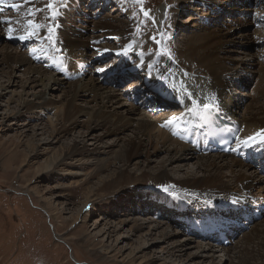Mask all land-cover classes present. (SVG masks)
<instances>
[{"label": "rangeland", "instance_id": "rangeland-1", "mask_svg": "<svg viewBox=\"0 0 264 264\" xmlns=\"http://www.w3.org/2000/svg\"><path fill=\"white\" fill-rule=\"evenodd\" d=\"M14 1L19 6L23 4L21 8L24 10L23 12L27 19L39 23L40 27L35 31L36 34L31 37L41 42H44L43 37L47 36L50 32V27L53 22V15L51 16V14L53 11H58L60 8L64 7V5H61L63 1H65V7L71 16L83 17L81 15L78 16L75 12L71 13L72 10H70L72 4L78 5L82 0H37L34 4L27 3V0ZM119 1L121 7L117 8V10H115V7L114 10H112L111 6L107 5V8L98 11L100 14L97 18L96 15H93L95 13H93L92 10L79 8L80 10L78 13L87 12L89 14V16H86L88 17L87 21L89 25L82 24L81 22L73 25H75V27L77 26V29L82 28L80 32L86 33L87 37L93 38L91 42L92 47L85 53L86 57L84 58V62L92 66L95 65L91 69V74H86L82 77V84L87 83L90 78H102L105 71L108 72L111 71L112 67L113 69H117L118 67L117 64H114L110 68L98 72L99 69L107 66V64H97L100 62L99 59L95 60L97 51L107 48L110 51L114 50L117 52L113 54L116 56L119 52L123 51L126 46V41L123 40L117 32L110 33L111 35H107L105 38L96 39L102 33H91L92 24H94L93 22L105 21L118 27L120 23L129 26L132 32L129 35V40L139 46L140 48H138V50L142 52H137L133 44V52L136 53V55L138 53L140 55H147L150 52L160 53L161 51L169 55L170 52L167 47L161 48V44L165 42V38H163L164 34H169L168 43L172 47L180 48L183 45V38L186 39V37L196 34L212 32L220 28L218 25H221L222 31L227 33L225 40H228V43L237 44L239 42L237 37L241 34H249L257 41L253 44L235 45L234 47L241 48V50H236L244 54V57H240L242 63H237L238 60L236 57L232 56V58L236 59L231 61L233 62L232 65H228L230 63L222 64L223 75H228L232 79L234 76L232 73L236 72L239 67H243L245 62H252L255 58L259 60L258 66L264 69L263 17H261L262 20L255 17L259 21L253 20L255 23L251 27L249 26L241 29L236 27L237 25H234L233 21L235 20L233 19L238 15L237 10L240 8L233 6L235 8L230 7L233 12H228L230 9H228L226 5L230 3V0H226L221 4L223 10H220L221 13L219 14V18L218 16L217 18L215 17L214 10L216 7L214 5L212 6V15L207 19L211 20L212 23L210 25H212V27L209 26L210 28H208L204 26L207 30H202L200 32L198 29L189 28L190 26L200 25L201 23L198 21V17L202 18L207 14V12L206 14L201 13L200 3H193L191 6L187 5L186 2L183 3L181 9L183 12L176 18V21H178L180 25L174 30L173 27L168 29L170 18L173 17L171 13L173 11L172 6L174 0ZM261 1L262 4L260 8L257 9L259 13L260 11L264 12V0H260L259 2ZM49 4L52 5L51 8L48 7ZM208 8L209 7H207V9ZM0 9H2L0 15L5 18L15 19L21 16V13L13 10V8L3 6L0 7ZM157 9H160L161 12L157 20H155L153 14ZM194 9H197V11H194ZM243 9L241 10L243 11ZM145 11L149 12L150 15L146 17L144 15ZM225 14L227 15L223 16ZM228 17L233 21L227 19ZM158 18H162V21L159 22ZM226 20H228V22H226ZM9 21L13 31L9 32L8 28L6 30L10 35H16L17 31L23 33L20 30L21 26L19 24L12 20ZM1 30L2 29H0V31ZM1 33L2 32H0V34ZM28 33L29 32L25 33L24 37H27L26 39L0 41L1 82L7 79V74L5 73L8 72L10 68L17 71L15 73L16 77H18L15 80L17 85L18 83L21 84L22 81L25 82L27 79L35 77L29 70V68L34 69L31 66L41 68V72L45 74L46 78L56 75L52 70L45 67L46 70L39 65L29 63V61L26 62V65L23 67L11 63L9 66L10 68L2 63L5 52L2 51L1 48H5L8 53H18L21 57H30L40 54L32 53L27 55V52H31L30 45L24 46L21 43L28 40ZM153 37L155 39H152ZM234 47H224L227 50L221 54L220 60L224 61V59L228 57L227 53H232L231 51ZM40 49L41 47L37 48V51H42V57H47V55H49L43 48ZM136 55H132V60L139 59L141 63V56ZM69 57L73 58L71 55ZM106 59H108L107 62L108 65H110L109 63H111V61H109V58ZM69 60V62L72 63L71 59ZM225 61L230 62L229 59ZM138 65L136 64V66ZM244 70L242 76L249 74V69L244 68ZM103 72L104 74L100 75ZM247 76L252 78L250 74ZM65 83L67 85L69 84L67 82ZM127 83L124 88L119 90L111 85L107 88L113 90L119 96L123 95L125 106L119 108L114 105V108L121 112H125L126 108H128L127 106L130 104L124 97V95L127 96L128 93H123V91L131 88L132 82L128 81ZM48 84L50 85V83ZM240 84L246 86L247 83L241 79ZM254 84L253 88L255 93L258 94L259 100H262L264 103V89L262 90L261 88L259 76L255 79ZM258 84L259 88L256 87ZM17 85L9 88V91L14 92L15 95L9 92L4 98L0 99V264H231L225 256L223 248L238 246L241 244L243 239L242 236L250 234L252 228L259 227L264 223L263 217L261 220L255 222L247 232L240 234L237 239L230 245H227V247L211 246L214 256L212 259L196 258L198 251L195 246H204L206 242H200L186 235L183 231L178 229V223L176 221L178 217L184 216L185 214H192L194 212V208L191 210L193 204H189L187 208L190 209L183 214L175 212V210L165 205L164 200H160V197L164 199L166 196L160 195L157 191L156 181L153 180L152 177L149 176L147 179L143 178L139 182L135 181V178H138L143 171H148V174H155L158 167L166 168L167 175L171 181H183L186 175L196 172V168L193 166L194 162H173L169 165V163L166 162V152L160 149L157 152H152L149 157L139 156L137 159L131 160L127 164V172L129 175L124 176V183L111 186V188H106L104 190H98L100 180L105 178L108 175L107 173L115 172L120 165L110 163L101 174L89 177L93 168L92 162H94L95 156L100 158L108 157L109 150L111 151V156L115 155L118 150L120 151L122 142L121 140L116 141L114 137H104L102 139L103 143H97L98 147L105 145L110 149H106V151H93L92 149L95 142L88 137L89 139L85 140V148L87 150H85L84 154H81V156L76 159L73 158L71 161H63L62 165L57 166L53 170L44 169L43 167L46 162L50 160L54 162L60 160V151L64 150L67 144H71L73 140H80L81 136L89 134H87L85 127L80 126V123L84 121L88 122V114L94 104L91 103L90 98L87 96L75 101L77 105L83 108V114L78 119L80 123L67 136L62 137L60 139L61 141H53L48 148L46 146V148L43 149L40 147V144H42L45 139L48 140V137L46 135L40 136L42 133L40 129H44L47 126V120L55 121L56 113L59 111L60 105L64 103L62 93L67 91L66 89L68 87L64 85L61 90L56 88L53 94L50 93L48 95L53 101L50 106L35 110L33 114H29L30 118L37 117L39 119L35 122L34 120L29 121L27 119L15 118L12 116V113L16 110V101L7 104V100L17 98L20 94L22 91L21 85ZM233 86L237 87L236 90L239 96L247 94V90H244V88L237 85V83L232 86L230 84L225 94L230 92L234 93ZM40 91H43V88L37 86L33 91L27 89L25 93L28 94ZM205 95L208 96L207 94H204V96ZM24 98L28 100L34 99L31 95H27ZM6 106H8L9 109H7ZM238 107L239 109L235 108L236 111L240 110V106ZM148 115H150V117L152 116V118H156L161 114L155 115L148 113ZM35 124H37L36 127ZM38 126L41 127L39 128ZM32 128L34 130H32ZM103 129L104 128H99L96 132H92L91 135L94 133L95 136L102 134L104 132ZM33 131L36 132V136L32 134ZM121 136L126 139L131 138L133 137V131L128 129ZM87 143L91 145H87ZM52 154L55 159H50ZM223 157H225L228 162L231 159V156ZM79 164L82 166L79 167ZM252 168L253 167H247L245 175L250 180L256 182L260 176H258ZM222 174L221 180L225 183L229 182V172L224 170ZM84 179H88L87 183H85ZM96 189L99 191V195L97 199L94 198L96 206H92L85 200V197L87 192L90 190L97 191ZM129 193L131 194L129 195ZM126 195L129 196L125 197ZM148 195L152 198L146 200ZM150 202H152V204L148 205ZM155 203L158 205L160 204L159 206L162 207L158 210H154L153 207H155ZM149 207L151 209H149ZM168 209L171 211H168ZM164 211L167 213H164ZM179 211L182 212L181 208ZM133 221L143 223L142 227L140 229L134 228ZM146 221L147 224L149 223L148 225ZM158 223L161 228L156 230L154 226ZM166 230L168 232L172 230L176 235L163 241L161 234L166 232ZM187 240L189 245H187L186 248L184 247L181 252L175 251L179 243H183ZM171 252H173V254H169Z\"/></svg>", "mask_w": 264, "mask_h": 264}, {"label": "bare ground", "instance_id": "bare-ground-1", "mask_svg": "<svg viewBox=\"0 0 264 264\" xmlns=\"http://www.w3.org/2000/svg\"><path fill=\"white\" fill-rule=\"evenodd\" d=\"M36 1L37 0H27L26 2L34 4ZM225 1L226 0H174V4L172 6L173 11L171 13L173 17L170 18L168 29L173 27V29L176 30L179 27L180 24L176 21V18L183 12L181 9L183 3L185 2L190 6L193 3H200L201 5L209 7V11H206L207 14L203 12V14L206 15L202 17V19H208L212 15L211 8L213 5L216 7L214 15L216 18L217 16L219 18V14L221 13L220 10H223V6L221 4ZM259 1L260 0H254V2ZM81 2H83V0ZM81 2L78 4L80 5ZM116 2L117 1H115V3ZM22 5L19 6L14 0H3V3L0 4V7H10L21 13V16L15 19H8L0 15V29H2L0 31L2 32L0 34V41H17L20 36H25L26 32L37 31L38 28L28 24L29 19H27L24 15V10L21 8ZM72 5V8L70 9L72 10L71 13L75 12L78 16L81 15L83 17L71 16V14L67 12L65 5L58 10L59 14L52 19L53 22L50 27V32L47 36L43 37L44 42H41L40 46L41 49L43 48L47 51V54H49L47 57H42L41 54L30 57H21L18 53H8L5 48H1V50L5 52V57L3 58L2 63L6 64L8 68H10L9 66L11 63L17 64L19 67H23L26 65L25 63L29 61L31 64L39 65L43 68L46 67L56 74L46 78L45 74H42L41 68L31 66L34 69L29 68V70L32 75H35V77L33 76L34 78L27 79L25 82L22 81L23 84L20 82L22 85L18 83L19 86L21 85L20 87L22 91L17 98L7 100V104L12 101H16V110L12 113L13 117L27 119L29 121L34 120L35 122L38 121L39 119L37 117L30 118L29 114H33V111L35 110L50 106L53 101L48 95L50 93L53 94V91L56 90V88L61 90L64 85L68 87L66 89L67 91L62 93L64 103L60 105L59 111L56 113L55 121L47 120V126L44 129H40L42 133L39 135H46L49 140L45 139L44 142L40 144V147L43 149L46 148V146L48 148L53 141L58 142L62 137L67 136L74 128H76V126H78L80 123L78 119L83 114V108L77 105L75 101L87 96L90 98L91 103L94 104V106L90 109L89 114L87 113L88 122L84 121L80 123V126L85 127L87 134H89L81 136L80 140H73L71 144H67L64 150L60 151V160L56 162L50 160L46 162L43 168L53 170L57 166L62 165L63 161H71L73 158L76 159L81 156V154H84L85 150H87L85 148V140L89 139L88 137L95 142L92 149L93 151H106V149H110L105 145L98 147L97 143H103L102 139L104 137H114L116 138V141L121 140L122 142L120 151L118 150L119 152L117 151L115 155L111 156V151L109 150V155L107 154L108 157L105 158L95 156L94 162H92L93 168L89 177L101 174L110 163L120 166H118L115 172L107 173L108 175H105V178L101 177L102 179L100 180V184L98 183V190H104L106 188H111V186L124 183V176L129 175L127 172V164L131 160L137 159L139 156L149 157L152 152H157L160 149H163L166 152L167 160H165L169 163V165L173 162H194V165H192L196 168V172L194 174L186 175V178H184L183 181H171L167 175L166 168L164 167H158L156 169V173H153V175L148 174V171H143V173L139 175L141 177L138 176V178H135V181L139 182L143 178L147 179L149 176L152 177L153 180L156 181L157 191L160 195L166 196V198H160V200H164L165 205L170 209L175 210V212L182 214L187 212L190 208H187L186 206L192 203L193 205L191 210L194 208V212L192 211L193 217H186L183 222L187 228H192L193 221L202 219L204 215H231L234 213V210H229L226 206L235 208L239 204H250L249 198L251 197L254 201L260 199L264 200V177H258L256 182L250 180L245 173L247 171L246 168L251 166L242 162L241 159L238 160L233 155L230 157L231 159L228 162L225 157H223L225 155H203L198 153L196 148L190 146L186 142V138L182 136V126L181 123H179L182 116L176 117L177 119L175 120L170 118L173 115L180 113L185 107L197 106V113L203 109L204 104H214L218 102L219 107H221L223 111L228 113L241 125L242 130L239 137V145H242L244 149H253V146L257 145L258 141L264 142L256 135L257 133H264V103L262 100H259V96L255 93L253 88V85H255L254 81L259 76L261 88L262 90L264 89V69L258 66L259 60L255 58L252 62H245L243 67H239L236 72L232 73L234 75L232 79L228 75H223L222 67V64L225 63H230L228 65H232L233 62L231 61L236 59L238 60L237 63H242V59L240 57H244V54L243 52H238L241 48H236L234 47L235 45L241 46L242 44H253L257 41L249 34H241L237 37L239 40L237 44L228 43L229 41L225 40L227 33L222 31L221 25H218L220 28H217L212 32L206 34H196L194 36L186 37V39L183 38V45L180 48L172 47L168 43V39L170 37L169 34H164L163 38H165V42L161 44V48L163 49L167 47L170 54L167 55L161 51L160 53L150 52L147 55H141V63L138 66H136V64L132 65V67L129 68V71L134 70L139 77L147 79L149 87L157 89L163 96L172 98V103L177 105L180 110H173L174 112H171L170 115L165 114L164 112L161 113L160 116L152 118V116L150 117L144 109L130 103L127 106L128 108H126V111L121 112L120 110L114 108V105L119 108H123L125 106L123 95L119 96L113 90L107 89L111 82H114L116 79L121 77L119 76L120 72H118V69H113L112 67L111 71H105L102 78H90L87 83H81L82 77L86 74H91V69L93 67L92 65H89V63L84 62V58L86 57L85 53L92 47L91 42L93 41V38L87 37L86 33L80 32L82 28L77 29V26L75 27V25H73L77 23L79 24V22L89 25L87 21L88 17H86L89 16V14L84 12L78 13V10H74ZM226 6L228 9H230V7H237L235 4L231 5L230 3H227ZM243 7L237 10L239 17L237 15L235 19H233L235 21L231 19L234 25H237L236 27H239L240 29L249 26L251 27L255 23L253 20H247L245 17H242L243 12L246 13L248 11L245 6ZM241 9H243V11ZM194 11H197V9H194ZM229 11L233 12L232 9L228 10V12ZM160 12V9L154 11L153 17L155 20H157ZM223 16H226V14ZM9 20L19 24L21 26L20 30L23 33H19L20 31H17L16 35H10L6 30L8 28L9 32L13 31ZM255 20L259 21L256 18ZM158 21H162V18H158ZM209 22H211V20H209ZM226 22H228V20H226ZM93 23L91 33H102L96 39L105 38L107 35H111L110 33L117 32L119 36L126 41V46L123 51L119 52V56L124 54L126 51L127 54H124L126 55V59L122 60L121 63L129 64L132 61V55H136V53L133 52L134 43L129 40V35L132 33L129 26L120 23V26L118 27L107 21ZM189 28L198 29L199 32L207 30V28L201 24L194 25L193 27L190 26ZM224 47H234L231 51L232 53H227L228 57L226 59H229L230 62L225 61L226 59H224V61L220 60L221 54L227 50ZM135 48L136 51L139 52L138 48L140 47L135 45ZM115 53L117 52L114 50L110 51L107 48L101 49L97 51L95 60H101L103 58L106 59L108 56ZM70 55L73 56V58L75 57L79 59L83 63L76 62L73 58L69 57ZM158 56H160L161 59L158 58ZM232 56H235L236 59L232 58ZM68 59H71L72 63H70V60ZM59 61L63 62V66H65L64 72H58L57 70V63ZM244 68L249 69L248 72L252 78L247 76L249 74L242 76L244 73L243 71H245ZM8 70L9 71L5 73L7 74V79L3 80V82L0 81V99L4 98V96L10 92L9 88L17 85L15 82L18 78L15 74L17 71L11 68ZM143 71L147 74H143ZM111 74H114L113 78H108V75ZM241 79L247 83L246 86H242L240 84ZM65 82L69 84L67 85ZM48 83H50V85ZM164 83H166L169 87L178 90L182 94L191 93L192 95L189 96V99L186 95H183L184 98H179L176 91L164 86ZM236 83L240 87L244 88V90H247L246 95L243 94L239 96L237 94L236 86H233L234 90L232 89L234 93L230 92L225 94L227 87L230 84L232 86ZM37 86L42 87L43 91L28 94L25 93L27 89H31L33 91V89ZM135 86L136 84L132 83L130 87L132 88ZM256 87L259 88V84ZM10 93L15 95L14 92ZM204 94H207L208 96H204ZM27 95L33 96L34 99L28 100L27 98H24ZM128 95L129 94H127V96L124 95V97L127 98ZM213 97H216L217 100H213ZM193 100L198 103L194 104ZM167 105L169 104L164 106L166 107ZM238 106H240V110L236 111L235 108L239 109ZM6 108L9 109L8 106H6ZM169 120H173L171 126H174V129L169 128L170 124L162 126ZM36 126L37 124H35V127ZM99 128H104V132L102 134L95 136L94 133L91 135L92 132H96ZM128 129L133 131V137L128 139L122 138L121 135ZM32 130L34 129L32 128ZM32 134L35 135L36 132L33 131ZM249 137H254V139L248 140ZM246 140L248 141L247 144L244 143ZM87 145L91 144L87 143ZM50 159H55L53 154L50 156ZM80 166L82 165L79 164V167ZM224 170H227L230 176L229 182L226 183L221 180V175H223L222 173ZM88 179H84L85 183H87ZM164 187H167L168 190L164 191ZM91 190L87 192L85 200L92 206H96L94 198H98L99 191L97 189V191ZM130 194L131 193H129V195ZM129 195H126L125 197H128ZM151 198L152 197L148 195L146 200ZM151 204L152 202L148 203V205ZM159 205L155 203L156 208L153 207V209H160L162 206ZM180 208L182 212L179 211ZM149 209L151 208L149 207ZM170 209H168V211ZM164 213L167 212L164 211ZM133 223L135 226L134 228L137 229H140L143 225V223L136 221H133ZM159 228H161L159 223L154 226V229L156 230ZM161 235L164 241L172 238L171 236H175L176 233L172 230L169 232L166 230V232H163ZM242 237L243 239L241 244H237L238 246H233L234 248L231 246V248H223V252L230 263L264 264V223L259 227L254 229L252 228L250 234ZM187 245H189L188 240L183 243L181 242L177 245V250L175 251L181 252ZM211 246L212 245L208 242H206L204 246L196 245L195 248L198 251L196 258L212 259L214 256L212 254L213 251ZM169 254H173V252Z\"/></svg>", "mask_w": 264, "mask_h": 264}, {"label": "snow or ice", "instance_id": "snow-or-ice-1", "mask_svg": "<svg viewBox=\"0 0 264 264\" xmlns=\"http://www.w3.org/2000/svg\"><path fill=\"white\" fill-rule=\"evenodd\" d=\"M2 3H3V0H0V4H2ZM13 7H15V6H13ZM48 7L51 8L52 5L49 4ZM0 11H2V9H0ZM58 14H59L58 11H54L53 14H52V15H53V18H55ZM144 15L147 17V16L150 15V13L147 12V11H145V12H144ZM28 24L33 25V27H35V28L40 27V25H39L38 22H36V23L34 24V22L31 21V20L28 21ZM10 31H11V29H10ZM35 34H36L35 31H31V32L28 33V36H32V35H35ZM26 38H27V37H24V36L19 37V39H26ZM152 39H155V38L153 37ZM158 43H159V42H158ZM124 54H127V52L125 51ZM98 71H103V69H99ZM187 94H188L189 96L192 95L191 93H187ZM212 99H213V100H217L216 97H213ZM193 103L196 104V103H198V102L195 101V100H193ZM203 108L206 110V112H205L206 115L211 114V112H212L213 110H215V111H219V110H220V107H219V103H218V102H217V103H214V104H204V105H203ZM175 119H177V118H173V120H175ZM173 120H169V121H167L166 124H165V125H162V126H166L167 124H171V123L173 122ZM256 135H257L262 141H264V133H257ZM252 139H254V137H249V138H248V140H252ZM247 142H248L247 140L244 141L245 144H247ZM163 190H164V191H167L168 189H167V187H164Z\"/></svg>", "mask_w": 264, "mask_h": 264}]
</instances>
